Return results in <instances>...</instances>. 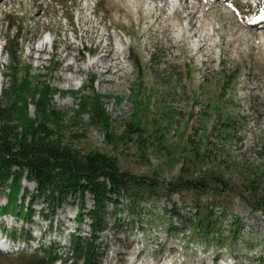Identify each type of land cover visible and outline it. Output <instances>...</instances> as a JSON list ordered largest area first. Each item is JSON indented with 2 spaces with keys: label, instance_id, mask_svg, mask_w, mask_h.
<instances>
[{
  "label": "rangeland",
  "instance_id": "374dc122",
  "mask_svg": "<svg viewBox=\"0 0 264 264\" xmlns=\"http://www.w3.org/2000/svg\"><path fill=\"white\" fill-rule=\"evenodd\" d=\"M167 1L169 10L178 3ZM208 1L195 23L202 34H209L211 53L196 54L199 40L189 39V13L182 0L172 20L177 25L175 40H182L173 51L176 58L171 57L164 43L168 36L151 37L153 42L148 45L146 22L138 21L136 16L131 21L124 15L117 16L110 0H13L0 11V106L7 104L3 92L11 94L10 88L14 87L4 78L11 66L6 51L19 38V83L28 79L31 90L36 83L43 87L48 84L55 90L50 106L62 116L56 131L64 137L61 141L65 144L82 154L99 152L114 157L121 171L157 177L160 184L177 183L185 166L184 178L193 176L197 181L213 171L215 179H223L228 188L224 193H214L216 186L211 182L206 193L197 197L187 189L172 194L161 187L151 198H145L134 215L127 209L129 200L121 199V207H110V227L100 234L101 255L94 264H128V260L136 264H264V212L255 211L251 200L255 194L264 198V178L259 188L255 184L256 174L264 166L260 158L264 148V43L260 36L264 26L253 29L257 38L251 43H233L230 48L225 43L251 32L246 23L252 21V15L264 14V0ZM145 5L146 0L142 14ZM83 11L86 17L79 20ZM168 14L171 15L169 11ZM88 18L92 21L88 22ZM116 18L122 28L112 26L107 33L114 34L129 58L128 77L117 82L119 87L101 84L99 74L92 69L86 72L102 53L101 48L97 49L100 40H91L86 31L92 27L104 31L103 25H111ZM49 36L52 46L46 45V51L34 56L41 60L29 57L30 48L34 44L40 46L42 40L47 42ZM68 39L71 45L66 50ZM101 44L106 45L107 40ZM189 55L196 58L190 59ZM67 66L71 67L69 71ZM60 77L74 79L70 84ZM93 80L92 93L88 89ZM94 94L111 119L114 141L110 145L104 131L91 125L89 115L79 116L80 99H97ZM25 98L28 116L34 119L30 94ZM226 125H231V129L222 134ZM197 151L207 152L203 163L193 159ZM12 185L10 180L0 189V226L18 235L21 230L31 231L33 240L24 242V235L13 241L0 229V247L11 246L14 253H34L54 245L63 252L68 251L74 235L90 236L89 220L86 218L83 225L76 221L77 195L52 206L37 197V185L25 176L16 192L9 190ZM10 198L15 200L13 208L24 212L30 209L32 224L1 215L8 199L11 203ZM200 201L210 206L215 218H220L218 236L206 241L184 229L193 223ZM85 207H93L88 195ZM175 210L179 211L180 220L174 216ZM115 214L117 219L120 217L116 225Z\"/></svg>",
  "mask_w": 264,
  "mask_h": 264
},
{
  "label": "trees",
  "instance_id": "16d2710c",
  "mask_svg": "<svg viewBox=\"0 0 264 264\" xmlns=\"http://www.w3.org/2000/svg\"><path fill=\"white\" fill-rule=\"evenodd\" d=\"M19 40L17 38L6 51L11 66L4 78L10 83H14V87L13 90L10 88L11 94L3 92L7 104L3 107L0 106V189H4L8 181L12 180L13 185L9 186V190L12 189L16 192L21 178L25 176L37 185V197L52 206H59L71 195H77L79 211L76 221L83 225L86 218L89 220L90 236L74 235L70 239L68 251L63 252H61V247L55 248L54 245L42 247L34 253L7 254L0 251V263L14 260L16 264H57L58 262L62 264H79L80 262L94 264L93 261L101 255L100 234L108 231L110 227L108 222L110 207H121V199L129 200L127 209L133 213L131 215H134V212L140 210L145 198H151L161 187L172 194H178L182 189H187L194 192L197 197L206 193L211 182L216 186V189L213 190L214 193H224L228 189L223 179H215L213 171L206 173L196 181L193 176L184 178L187 171L183 166L177 183L160 184L157 177H141L121 171L118 161L114 157L99 152L82 154L65 144L64 141H61L64 137L59 136L56 131L59 128L58 123H62V116L50 106L51 98L56 95L55 90L51 89L48 84L43 87L42 83H36L34 89L31 90L28 87L30 84L28 79L19 83L17 76ZM94 82V80L91 82L89 87L91 89H88L92 93ZM41 87L45 89H41ZM27 93L30 94L29 99L35 108L34 119L28 116V98H25ZM94 97L97 99L90 97H87V101L80 99L79 116L89 115L91 125L104 131L106 143L110 145L114 141L110 132L111 119L105 113L99 96L94 94ZM226 126L227 129L222 134L230 131L231 125ZM137 130L139 131V129ZM137 130L133 131L134 134H137ZM263 150L262 147L260 154L262 160H264ZM207 158V152L200 154L197 151L193 156L194 160L202 163ZM263 178L264 166L262 171L259 169L255 177V184L258 185V188ZM256 189L257 186H255ZM86 195L91 197L93 203V207L88 210L84 209L86 208ZM259 195L255 194L251 200L254 201L255 211L264 212V198H260ZM12 199L10 198L11 203H9V199L7 200V206L1 210V215H11L32 224L30 209L28 208L24 212L19 208L18 211L17 208H13L15 200L12 202ZM210 211V206L200 201L193 216L192 227L190 225L184 229L190 235H196L204 241L209 237L218 236L216 230L220 218H215ZM224 213L221 214L224 215ZM173 214L177 219H181L178 210H175ZM117 216L118 214H115V225L120 223V217L117 219ZM0 229L13 241L21 240L24 235L26 236L22 240L28 242L33 240L31 231L25 233L21 230L18 235L3 225L0 226ZM201 229L203 232H200Z\"/></svg>",
  "mask_w": 264,
  "mask_h": 264
},
{
  "label": "bare ground",
  "instance_id": "6f19581e",
  "mask_svg": "<svg viewBox=\"0 0 264 264\" xmlns=\"http://www.w3.org/2000/svg\"><path fill=\"white\" fill-rule=\"evenodd\" d=\"M144 0H110V5L114 13L118 15H124L129 21L132 20L134 16L139 21V19H143L146 22L145 26V34L148 35V45L152 44L153 40L151 37H155L156 35L160 34L167 40L164 42L166 47L171 51V57L176 58L177 56L173 54L175 49H178V43L181 40H175V35L177 32V25L174 24L172 21L173 18L176 16V12L179 9L178 7L181 6L182 0H172V3L178 2L174 6H170L169 10V1L167 0H146V5L144 9V13H141L142 4ZM186 1V11L189 13V22H188V31L191 33L189 39L194 40L198 39L199 48L196 49L197 55H207V53H211L212 51V44L210 42L209 34H202L200 30H198V25H196L195 21L198 19V15L203 12L204 6L207 5L210 1L208 0H189ZM13 0H0V11L3 10L4 7H8ZM39 4V1H36ZM213 2V1H212ZM122 4V5H121ZM163 4V5H162ZM168 11L170 14H168ZM93 13H91L92 15ZM175 14V15H174ZM174 15V16H172ZM86 17V13H84L80 17L79 20H84ZM254 15L251 16V18ZM88 22H91L92 19L88 18ZM260 22H256L257 24H248L249 29L251 30L246 36H234L233 41H225L227 46L230 48L233 43L242 44V43H251L253 38H257L256 32L253 29H258L261 26H264V17L259 19ZM101 26L102 23H99ZM104 31H101L99 27H92L91 30L86 31V35L89 36L91 40L99 39L100 43L97 46L99 50L101 48V54L99 55L98 59L94 62H91L88 67L86 68V72H90L92 69L93 71L99 74L100 83L101 84H109L112 86L119 87V80H126L127 70L129 69V58H127L125 51L121 50L119 41H116V37L112 33H107L110 31L112 26L117 28H122V24L119 18L113 19L111 25H103ZM179 26V25H178ZM152 34V36H150ZM262 43H264V32L261 34ZM75 38H78L75 36ZM106 39L107 44L102 45V40ZM155 39V38H153ZM50 36L48 41H40V46L36 47L35 44L33 47L30 48L29 57L35 58L38 62L41 60V57H34L35 54L46 51V45L52 46V42H50ZM152 41V42H151ZM48 43V44H47ZM70 42H66V50L70 47ZM251 44L250 47H252ZM147 48V47H146ZM131 49V48H130ZM194 50H192L193 52ZM68 57V56H66ZM210 57V56H208ZM190 59H195L194 55H189ZM66 69L69 71L71 69L70 66H67ZM79 71V70H78ZM65 83L72 84L74 78L72 77H60ZM8 249V248H7ZM128 264H136L135 262H130L128 260ZM188 264H203L202 262L199 263H188Z\"/></svg>",
  "mask_w": 264,
  "mask_h": 264
}]
</instances>
